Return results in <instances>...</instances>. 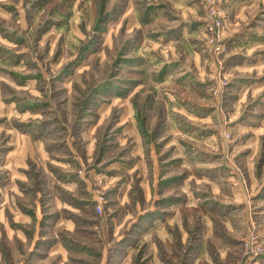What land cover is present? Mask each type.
I'll return each instance as SVG.
<instances>
[{
  "label": "rangeland",
  "instance_id": "1",
  "mask_svg": "<svg viewBox=\"0 0 264 264\" xmlns=\"http://www.w3.org/2000/svg\"><path fill=\"white\" fill-rule=\"evenodd\" d=\"M0 264H264V0H0Z\"/></svg>",
  "mask_w": 264,
  "mask_h": 264
}]
</instances>
